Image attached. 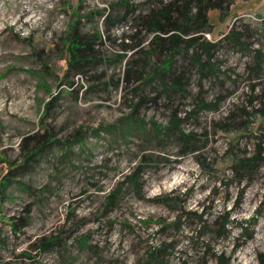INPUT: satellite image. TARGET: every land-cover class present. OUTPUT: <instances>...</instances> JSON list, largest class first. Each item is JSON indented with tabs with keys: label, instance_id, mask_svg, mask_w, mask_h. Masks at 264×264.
<instances>
[{
	"label": "rangeland",
	"instance_id": "rangeland-1",
	"mask_svg": "<svg viewBox=\"0 0 264 264\" xmlns=\"http://www.w3.org/2000/svg\"><path fill=\"white\" fill-rule=\"evenodd\" d=\"M113 1L0 0V181H10L0 202V264H141L162 244L157 264H264V64L261 74L253 62L254 49L264 55V0L209 11L206 39L218 42L236 27L247 34L245 49L220 43L217 78L188 68L186 94L156 101L125 74L127 59H139L153 36L141 26L136 34L134 17L169 0H126L135 13L102 28L94 46L109 58L83 72L66 65L71 26L90 29L86 14L104 16ZM201 100L211 109L196 107ZM138 103L133 119L146 129L174 116L175 133L193 135L183 142L161 131H111ZM45 128L70 145L24 176L10 174ZM76 130L82 144L72 142ZM256 154L251 168L237 163Z\"/></svg>",
	"mask_w": 264,
	"mask_h": 264
},
{
	"label": "trees",
	"instance_id": "trees-1",
	"mask_svg": "<svg viewBox=\"0 0 264 264\" xmlns=\"http://www.w3.org/2000/svg\"><path fill=\"white\" fill-rule=\"evenodd\" d=\"M233 2L234 0H169L159 5H150L143 13L140 10L136 17H134L137 20V25H135L136 34L139 33V26H141V30L144 31L146 36L149 34L153 36L147 45L149 46L148 48H145V46L137 49V53H141L139 59L134 61L132 58L127 59L125 77L130 75V78L136 81L137 89H140L141 86L150 88V93L154 94L150 100L154 101L162 95L169 98L170 93L186 94L189 77L185 74L188 68L190 71L194 69L196 74L209 78L211 81L217 78L220 68L215 58L219 44L223 42L229 48L241 47L245 49L244 39L242 38L243 36L247 37V34L240 32L234 27L218 42L207 40L205 34L211 31L212 26L209 19V11L218 10L221 15L226 14ZM109 7L111 11L104 14V16H101L104 13V9L102 11H91L86 14V19L90 23V29L79 32L77 23L71 26L70 32L72 36L65 43V62L69 68L83 72L89 66L97 67L100 62L104 63L102 59H108L109 57H103L102 54H99V50L94 47L97 41H102V33L100 31L103 28L108 33L114 27L124 24L127 22V16L134 14L137 10L126 0L113 1ZM94 13L101 16L102 20L100 24L98 21L95 22L91 16ZM141 42L138 41L135 47L139 46ZM253 52V62H259L262 74L263 67L261 65L264 64V55L258 48L254 49ZM162 53L166 54L165 57H160ZM176 56L181 57L183 61L187 60L188 67L177 65ZM154 57L156 61H154ZM136 61L137 64H135ZM101 74L105 77L106 71L103 70ZM102 76L100 75V77ZM53 97L54 101L57 97H60V94ZM140 100L148 101L145 95ZM260 103L261 106L258 112L264 116V100L262 97H260ZM210 104L201 100L197 103L196 107L200 108L202 106L201 108L211 109ZM137 105L140 104L131 106L132 111L130 116H126L124 122L120 125L109 127L112 129L111 131H114L120 137H126L134 133L147 134V132L151 133L153 131L154 134L158 135L160 134L158 132L161 131L166 136L171 134L170 136L172 137V134H175L176 139H181L183 142L193 135L184 134L179 130L176 134L174 128H178L179 119H175L174 116L170 123L164 127L153 125V128L146 129L145 123L133 119V111L136 110ZM80 133L81 131L76 130L73 134L72 142L78 141L82 144L83 139L80 137ZM259 136L260 142H264V133ZM34 137L30 136L25 138V140ZM37 137L34 138L36 139V144L26 149L23 153V161L13 169H10V174H14L15 177L24 176L32 171L44 159V156L52 152L54 148H58V146H63L64 144L70 145V143L57 141L46 128L45 134ZM257 146V151H259L260 143ZM258 157V154L253 157H243L238 159L237 163L242 168H251L254 159ZM128 178L131 179L132 176H127ZM131 181L134 183L135 177ZM9 183L10 181L7 178L0 181V202L5 197L6 188ZM114 196L113 192L110 200ZM12 225H16V223L14 222ZM51 242L46 241L42 243L43 248H46L44 246H47ZM164 248L165 244H162L160 247L147 251L146 258L141 264H157L161 256L157 257V255L163 252ZM180 264H187V262L182 260Z\"/></svg>",
	"mask_w": 264,
	"mask_h": 264
},
{
	"label": "built area",
	"instance_id": "built-area-1",
	"mask_svg": "<svg viewBox=\"0 0 264 264\" xmlns=\"http://www.w3.org/2000/svg\"><path fill=\"white\" fill-rule=\"evenodd\" d=\"M205 36H207V37H208V34H205Z\"/></svg>",
	"mask_w": 264,
	"mask_h": 264
}]
</instances>
